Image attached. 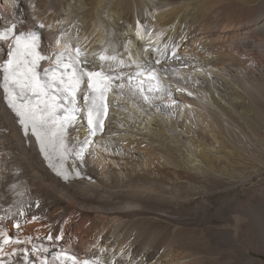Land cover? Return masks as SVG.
Returning <instances> with one entry per match:
<instances>
[{
  "label": "bare ground",
  "instance_id": "6f19581e",
  "mask_svg": "<svg viewBox=\"0 0 264 264\" xmlns=\"http://www.w3.org/2000/svg\"><path fill=\"white\" fill-rule=\"evenodd\" d=\"M13 23L51 58L77 46L83 67L125 72L108 135L72 129L93 181L55 177L0 88V264H264V228L241 227L253 199L264 207V0H0V33ZM144 44L171 57L152 66ZM11 46L0 39V64Z\"/></svg>",
  "mask_w": 264,
  "mask_h": 264
},
{
  "label": "snow or ice",
  "instance_id": "6c2138e0",
  "mask_svg": "<svg viewBox=\"0 0 264 264\" xmlns=\"http://www.w3.org/2000/svg\"><path fill=\"white\" fill-rule=\"evenodd\" d=\"M16 27L17 25L13 23L11 27L0 33V39L12 40L8 59L0 64V73L3 76L0 88L3 89V98L7 102V107L18 118L25 135L30 131L36 138L50 164H52V154L56 155L60 161L57 172L67 179V173L63 171V162L72 154V150L65 142L68 127L75 124L79 112L86 111L90 134L95 136L97 131L102 132L104 118L108 112L107 93L111 90V81L119 77L82 67L87 61L81 60L80 48L75 49V56L61 52L56 54L55 60L49 57L54 67L44 69L41 76L37 71L40 61L44 59L37 52L40 35L36 31L21 32L16 35L14 33ZM99 59L101 61L115 60L116 57L100 54ZM159 62V60L156 61V63ZM149 78L155 79V76L150 75ZM82 83H86L88 94L82 98L83 106L81 107L77 94ZM142 84L143 81L137 85V91L143 100L148 102L150 98L143 95ZM129 86L131 87V77ZM148 90L153 89L149 87ZM75 155L83 160L85 149L81 147ZM52 166L55 167L54 164ZM35 219L37 217L33 216L32 220ZM16 227L19 228L18 223ZM47 239L52 240L53 237L49 235ZM56 239L59 240L60 237ZM9 242L7 238L3 241L4 244ZM0 252H3L2 245H0ZM66 259L71 260L72 264H90L87 260L78 262L75 258L61 256H54L52 264H56V261H59V264H65ZM41 264H49V262L42 260Z\"/></svg>",
  "mask_w": 264,
  "mask_h": 264
},
{
  "label": "rangeland",
  "instance_id": "374dc122",
  "mask_svg": "<svg viewBox=\"0 0 264 264\" xmlns=\"http://www.w3.org/2000/svg\"><path fill=\"white\" fill-rule=\"evenodd\" d=\"M262 171H263L262 173H263V177H264V170H262ZM244 180H246V181L244 182V184H246L247 186L250 185V184L253 183V182H256V180H253V182L250 181V180H248V179H244ZM243 198L245 199L246 197H243ZM261 199H262V196H260V195H259L258 197H256L255 199H253L254 202H253V208H252V209L255 211V214H254L255 216H254V218H250V217H249L250 214H248V216H247V215L244 216L245 222L247 221V223H245V222H242V223H241V227H242V229H243V228H244V229H245V228H246V229H249V227H250L251 225H252V227H254L253 225L256 224V223H255L254 221L251 222L250 220H252V219H253V220H254V219H258V220H257V221H258V224H257V225H259V228H261V227L264 228V226H263V225H264V224H263V223H264V222H263V221H264V217H263V216H264V215H263V214H264V210H263L264 207H263V205L261 204V201H262ZM257 202H258L259 204H258ZM260 204H261V205H260ZM254 205H256V206H254ZM256 207H257V208H256ZM254 211H253V212H254ZM257 211H258V212H257ZM253 212H252V213H253ZM256 212H257V214H256ZM245 217H246V218H245ZM247 217L249 218L248 220H247ZM256 217H257V218H256ZM260 218H261V219H260ZM249 223H250V224H249ZM259 223H260V224H259ZM242 225H243V226H242ZM231 227H232V230H233V224H232ZM249 230H251V228H250ZM230 238H231V240L233 239V237H231V236H230ZM244 240H245V239H244ZM262 250L264 251V246H263V249H262ZM263 253H264V252H262V253L252 252V254H253L255 257H257V258H263V259H264V254H263Z\"/></svg>",
  "mask_w": 264,
  "mask_h": 264
}]
</instances>
